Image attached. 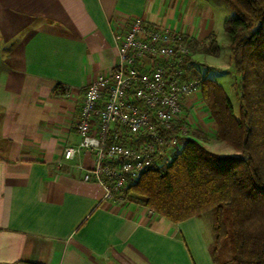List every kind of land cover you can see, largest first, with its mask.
Masks as SVG:
<instances>
[{"label": "crops", "instance_id": "crops-1", "mask_svg": "<svg viewBox=\"0 0 264 264\" xmlns=\"http://www.w3.org/2000/svg\"><path fill=\"white\" fill-rule=\"evenodd\" d=\"M136 15L197 41L213 33L207 0H0V264H214L200 214L171 222L104 198L82 178L89 151L63 158L84 87L111 71L114 31Z\"/></svg>", "mask_w": 264, "mask_h": 264}, {"label": "trees", "instance_id": "trees-1", "mask_svg": "<svg viewBox=\"0 0 264 264\" xmlns=\"http://www.w3.org/2000/svg\"><path fill=\"white\" fill-rule=\"evenodd\" d=\"M222 1L235 13L223 30L236 75L237 111L221 84L191 60L192 54L219 53L213 33L202 41L183 36L189 48L184 61L198 81L215 137L237 153H214L198 141L196 129L187 130L180 154L141 171L124 199L171 222L211 210L214 264H264V0ZM64 91L53 86V92Z\"/></svg>", "mask_w": 264, "mask_h": 264}, {"label": "built area", "instance_id": "built-area-1", "mask_svg": "<svg viewBox=\"0 0 264 264\" xmlns=\"http://www.w3.org/2000/svg\"><path fill=\"white\" fill-rule=\"evenodd\" d=\"M113 37L116 61L84 87L79 141L63 149V158L89 151L93 163L79 165L82 178L101 184L104 198L124 199L141 171L180 154L191 124L184 100L199 86L184 61L188 45L173 27L136 15Z\"/></svg>", "mask_w": 264, "mask_h": 264}, {"label": "rangeland", "instance_id": "rangeland-1", "mask_svg": "<svg viewBox=\"0 0 264 264\" xmlns=\"http://www.w3.org/2000/svg\"><path fill=\"white\" fill-rule=\"evenodd\" d=\"M212 10V32L216 36L219 46V53L215 56L208 54H192L191 60L193 65L202 73H206L207 76L214 78L221 84L223 89L227 92L234 111H237V88L234 85L236 75L232 67V60L230 58V50L228 46V36L223 30V23L226 19L232 18L235 13L234 10L222 0H207ZM209 40H207V44ZM202 106V103H199ZM196 104L190 110L185 108V113H191V124L187 125V130L196 129L199 132L198 141L208 150L217 154H235L237 153L227 143L217 139L214 135L215 126L213 122L209 120L206 127H201L198 122V115L196 113H208L204 107H199ZM191 106V107H192ZM187 135V133H186ZM161 164V163H159ZM201 220L205 228V234L210 240V244L213 240L212 229H209V224L212 225L213 213L211 210H206L202 213Z\"/></svg>", "mask_w": 264, "mask_h": 264}]
</instances>
